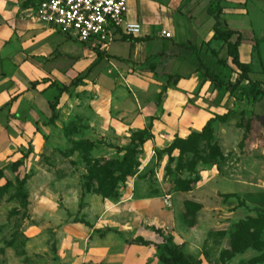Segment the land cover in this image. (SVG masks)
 Masks as SVG:
<instances>
[{
	"label": "rangeland",
	"instance_id": "1",
	"mask_svg": "<svg viewBox=\"0 0 264 264\" xmlns=\"http://www.w3.org/2000/svg\"><path fill=\"white\" fill-rule=\"evenodd\" d=\"M9 1L35 29L59 34L32 20L26 0ZM130 1L143 42L93 47L63 36L61 51L19 65L16 94H5L12 81L0 86V264H162L170 245L193 263L261 264L264 251L251 247L264 241V98L248 99L247 82L236 91L205 83L198 59L178 46H197L225 83L237 81L231 60L222 64L224 40L210 41L218 0ZM221 5L222 28L242 35L241 60L264 83V0ZM165 101L180 115L223 118L182 153L169 149L178 131L201 133L208 122L179 124ZM150 124L157 129L137 147Z\"/></svg>",
	"mask_w": 264,
	"mask_h": 264
},
{
	"label": "built area",
	"instance_id": "2",
	"mask_svg": "<svg viewBox=\"0 0 264 264\" xmlns=\"http://www.w3.org/2000/svg\"><path fill=\"white\" fill-rule=\"evenodd\" d=\"M34 22L67 39L89 46H109L121 36L141 34L129 19V0H26ZM161 36L170 39L167 29Z\"/></svg>",
	"mask_w": 264,
	"mask_h": 264
},
{
	"label": "trees",
	"instance_id": "3",
	"mask_svg": "<svg viewBox=\"0 0 264 264\" xmlns=\"http://www.w3.org/2000/svg\"><path fill=\"white\" fill-rule=\"evenodd\" d=\"M223 0H218L217 6L215 9L210 8L209 13L214 18V26H213V36L210 41L216 40V39H223L224 42L227 45V58L222 59V64L224 67L229 66V61L231 60V63L240 71L239 77L235 83H225L221 79L220 76L215 74L210 67L204 62V60L201 58L199 49L195 45H189L188 43H182L178 44L179 47H182L184 49H187L191 51L194 56L198 59L199 66L197 68L198 72H202L204 82L210 83L214 88L218 90H222L224 88L231 89V91H236L239 89V87L242 85V83L247 82L249 87L244 91L245 96L248 99H252L254 101L264 98V83L259 81H254L250 77V65L246 62H243L241 60L240 50L239 47L242 43V35L234 30L231 29H223L222 28V13H223V6L221 5V2ZM237 36L235 40H232L234 36ZM136 41V42H143L146 40L145 38H134L132 36H124V41ZM180 79V78H179ZM66 88V87H65ZM64 87L60 89V94L56 97V102L51 104V110L52 113L55 114V110L60 102L61 96L66 93V90ZM165 91V90H164ZM215 118L208 121L206 126L203 128V131L200 133L199 131H196L192 133L187 139L183 138H177L169 147V149H180L182 153L185 152V145L191 142V145L195 142V139L197 137H202V134L208 130L209 125L213 120L216 118H223L221 115H215ZM158 119V117L154 118ZM152 124L148 127L147 130L139 131V140L137 143V147H142L146 140L148 139V132L152 129ZM129 159V156L126 157ZM127 159L123 161L121 166H124V164L127 162ZM262 230H264V220L262 221ZM244 228V226H242ZM237 234V232H236ZM237 236V235H236ZM142 245L149 246V243L144 241L142 242ZM254 245V244H252ZM252 245H248L246 247L250 248ZM251 248H258V250L264 251V241H260L259 244H256L252 246ZM264 254V253H263ZM160 262L163 264H201L200 262L193 263L185 254L183 251L177 248V246L170 245L166 246L164 252L159 257ZM257 263L264 264V255H261L258 259H256Z\"/></svg>",
	"mask_w": 264,
	"mask_h": 264
},
{
	"label": "crops",
	"instance_id": "4",
	"mask_svg": "<svg viewBox=\"0 0 264 264\" xmlns=\"http://www.w3.org/2000/svg\"><path fill=\"white\" fill-rule=\"evenodd\" d=\"M143 1L144 3H146L145 0ZM9 2H10L9 0H0V55L2 56L0 57V86H2V88L4 89V87L7 85L6 80L12 81L10 83L9 89L7 90L8 92L5 93L6 96H9L11 94H16V91H18L21 88V86L17 85L14 81L16 73L22 70V68H20L19 65L21 66L23 65V67L27 69L28 66H33L31 61L35 62L36 60L40 59L39 57L45 58L49 56V53H45L43 50H50V51L60 50L61 51V48L66 43H68L67 41L63 42L65 37L63 38V36L60 34H58L59 36L52 35L49 32H46L44 30L35 29V27H33V24L30 22V20H27L25 17L20 16L18 14L17 6L14 7V5L12 6V3H9ZM130 2L131 1L129 0V6H130L129 19L132 20L130 17V12L132 10V6L130 5ZM136 19L142 23V30H143L145 27L143 21L139 19L138 17H136L132 21H135ZM151 20L152 19H150L149 17V21ZM20 32L21 33L23 32L26 34L25 35L26 37L24 36L25 41L22 43H20L21 41L18 37L19 35L18 33ZM143 35H148V33L143 34ZM27 36L35 37V39H40L42 42L45 43L44 46H41L39 49H35L33 41L29 40ZM112 44H114V42ZM17 46L24 48V50H26L25 52L29 54L27 62L25 63L23 62L26 58L25 56H23L24 54L21 55L18 52L14 51L15 47ZM63 53L73 55V54H76L77 52L76 53L63 52ZM70 69H71V66H69L67 70H70ZM53 90L54 89H49L48 92L55 94V91ZM173 94L174 96H177L176 93H173ZM2 96H5L4 92H1L0 94V106H3L2 102L4 101V98H2ZM6 103L7 101L5 98V104ZM167 103L168 101H165V107L163 108L164 112L166 114L172 113L171 116L174 119H176V117L178 116H181L180 120L178 121L180 122L179 124L190 122L191 119H194L193 122H198L199 125L201 124L200 126L203 127L209 121L208 115L210 114L206 110L200 109L199 112H202L203 115L201 118L197 119V118H193L192 116H187L186 112H183L182 115H180L181 114L180 112L176 113V111H174L173 109L175 108V104L171 101H170L171 109H167V106H168V105L166 106ZM15 104L19 106L18 104H20V99H18V101L15 100L14 105ZM185 111H186V107H185ZM163 117L164 116H162L160 120L157 122V123H161L160 125L163 124V121H164ZM153 128L157 129L156 126H154ZM199 129L200 127L197 128V130ZM189 133L190 131H188L187 133L185 128L184 129L181 128L178 131L177 135L180 136V138L184 139L189 136L188 135ZM246 197L248 198L249 201H252V202H254L253 199L256 200L255 198L251 199L252 197H254V195L253 196L250 195Z\"/></svg>",
	"mask_w": 264,
	"mask_h": 264
}]
</instances>
